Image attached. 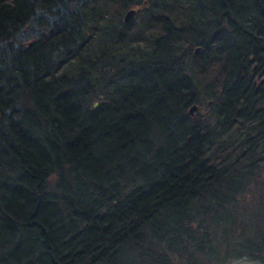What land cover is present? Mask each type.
<instances>
[{
    "label": "trees",
    "instance_id": "obj_1",
    "mask_svg": "<svg viewBox=\"0 0 264 264\" xmlns=\"http://www.w3.org/2000/svg\"><path fill=\"white\" fill-rule=\"evenodd\" d=\"M239 259L264 264V0H0V264Z\"/></svg>",
    "mask_w": 264,
    "mask_h": 264
},
{
    "label": "rangeland",
    "instance_id": "obj_2",
    "mask_svg": "<svg viewBox=\"0 0 264 264\" xmlns=\"http://www.w3.org/2000/svg\"><path fill=\"white\" fill-rule=\"evenodd\" d=\"M230 264H259L255 261H249V260H244V259H239L231 262Z\"/></svg>",
    "mask_w": 264,
    "mask_h": 264
},
{
    "label": "water",
    "instance_id": "obj_3",
    "mask_svg": "<svg viewBox=\"0 0 264 264\" xmlns=\"http://www.w3.org/2000/svg\"><path fill=\"white\" fill-rule=\"evenodd\" d=\"M132 14H133V11H132V10L128 11V12L126 13L125 18H126V19H129V18L132 16ZM195 109H196V106H195V105H192V106L190 107L189 111H188L189 114H193V112H194Z\"/></svg>",
    "mask_w": 264,
    "mask_h": 264
}]
</instances>
